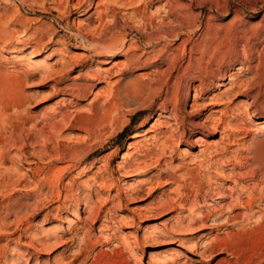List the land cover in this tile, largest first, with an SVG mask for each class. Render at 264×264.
<instances>
[{"label": "rangeland", "instance_id": "rangeland-1", "mask_svg": "<svg viewBox=\"0 0 264 264\" xmlns=\"http://www.w3.org/2000/svg\"><path fill=\"white\" fill-rule=\"evenodd\" d=\"M103 1L0 0V264H264V0ZM200 79L236 85L234 138L199 128L219 107L190 108ZM176 92L185 138L131 166Z\"/></svg>", "mask_w": 264, "mask_h": 264}, {"label": "bare ground", "instance_id": "bare-ground-1", "mask_svg": "<svg viewBox=\"0 0 264 264\" xmlns=\"http://www.w3.org/2000/svg\"><path fill=\"white\" fill-rule=\"evenodd\" d=\"M110 0H104L103 2H108ZM113 1V0H112ZM116 1V0H115ZM130 0H124L122 1L123 3L122 4H126L127 2H129ZM145 1V0H144ZM154 1V0H153ZM173 2L174 0H166L165 1V4L162 6L163 10H164V13L165 14H168L170 11H172V8L173 7ZM102 3V2H101ZM99 3V4H101ZM130 3V2H129ZM131 4V3H130ZM128 5V6H131V5ZM133 4V3H132ZM98 5V4H97ZM101 6V5H99ZM98 6V7H99ZM179 8V7H177ZM171 14V13H170ZM143 17H144V13L142 14ZM169 15V14H168ZM141 17V16H140ZM142 17V18H143ZM145 18V17H144ZM149 18V17H148ZM152 19V18H150ZM146 20V19H145ZM149 20V19H148ZM153 20V19H152ZM151 20V22H152ZM102 21V20H101ZM150 22V21H149ZM152 24V23H151ZM171 25V24H181L183 29H187V25H183L182 22L180 21H175L173 23H168V25ZM150 25V24H149ZM151 26V25H150ZM175 31L174 30H170V34H174ZM164 35L165 37H167V33L166 31L164 32ZM171 35V36H172ZM176 35H177V32H176ZM163 36V35H162ZM169 37V36H168ZM117 43V42H116ZM123 43V42H122ZM118 44V43H117ZM121 44V42H120ZM122 45V44H121ZM120 45V47H121ZM116 46V45H115ZM123 46V45H122ZM102 46H100L101 48ZM107 47V46H106ZM111 46H109L110 48ZM105 48V46H104ZM104 48L102 47L101 51L104 50ZM113 48V46H112ZM107 49V48H106ZM106 51H109L106 50ZM112 51V49H111ZM8 52V51H7ZM13 54V53H12ZM50 54V53H49ZM15 55V53H14ZM18 55V54H17ZM51 55V54H50ZM46 57V56H45ZM134 58H137L135 56H131L130 57H126L127 60H125L126 62H131L132 60H134ZM139 58V57H138ZM137 58V59H138ZM138 61V60H137ZM43 63V62H42ZM45 63V62H44ZM43 63V64H44ZM64 63V62H63ZM41 64V63H40ZM40 64H38L40 66ZM125 64V62L123 61H118V62H115L114 63V68H121L123 65ZM46 66V64H45ZM113 68V67H111ZM45 69V68H44ZM120 70V69H119ZM206 75V74H205ZM207 76V75H206ZM96 78V77H95ZM97 79V78H96ZM99 79V78H98ZM106 85V88H104V90L101 92V91H98L96 94H95V98H97L101 93H109V82L105 84ZM238 86V85H237ZM209 87V84H207V82L203 79H200L199 80V84L196 86L194 85L192 88H194V93H193V96H192V103L190 104V108L193 109V108H197V104L199 101H202L206 102V105H203L205 107H209V106H219L218 109H215V110H212L211 111V114L208 115L202 123L199 124V128L203 129V130H209V131H212L214 133H219L221 134V139L223 140L224 138L228 137L229 138H234L235 137V134L234 132L237 131L239 128H238V125H240V123L243 125V119L241 116H245L247 119H248V111L246 108L244 107H239L237 105L234 104V100L237 98L238 96V91H234V88L236 87V85H231V87H229V92L228 93H219V94H212V96L210 98L206 97V99H203V95L205 94L204 93V90H206L207 88ZM179 92H176L174 98L176 101L175 102V105L174 107L172 108L173 110V118H172V121H166L164 123H161L159 120H156L154 121L156 125L160 126L159 128H156L155 129H158V131L155 133L154 131V126L152 127L153 131H151L152 133L154 132V135L152 134L151 136H148L147 134H151L150 131L148 132H144V131H136L135 133H133V137H132V141H130L129 143V148L130 150H132V153L130 154V156L132 157L131 158V166H134V167H139L141 164H146L147 165V161H151L152 158H158L157 159V162H160V158L163 157L164 155H167V154H173L175 153V149L176 147L175 146H179L181 144V140L183 138H185V129L183 128V124H184V120H182L180 118V115L178 113H180V109H179ZM102 95V94H101ZM105 95V94H103ZM107 95V94H106ZM205 96V95H204ZM172 101H170V99L168 98H165V103H163L161 106L164 108H166L167 105H172L171 104ZM173 103V102H172ZM202 107V106H201ZM221 107V109H220ZM168 109V108H167ZM235 109V110H234ZM228 112H230L232 115V118L228 121H224L222 119V116L224 114H228ZM65 115V114H64ZM172 117V116H171ZM225 117V116H224ZM253 120V119H252ZM247 121V120H246ZM235 122V123H233ZM252 122V121H251ZM154 124V125H155ZM244 126V125H243ZM249 126V125H248ZM247 128V127H246ZM151 129V130H152ZM260 129V128H259ZM262 131H264V125L261 127ZM187 131V130H186ZM227 132L229 134H227ZM245 132V131H244ZM187 133V132H186ZM202 136L204 135L203 132H201ZM200 135V134H199ZM196 136L194 137V139L192 140V142L190 143V147H195V148H199V154L200 155H206L205 154V147L207 148V146H204V142H203V139L202 137L200 136ZM187 137V136H186ZM225 140V139H224ZM188 142V141H187ZM153 148H156L158 150V153H154L152 151ZM202 156V157H203ZM150 164V163H149ZM133 167V168H134ZM142 167H144L142 165ZM140 169V168H139ZM255 190V189H254ZM244 193V192H243ZM242 193V194H243ZM257 196H255V192L254 191H251V193H249L248 197L246 200H242L240 195L238 194L237 196V202L238 205H241V207L243 208V210L245 212H248L249 214H251L255 208V204L257 202V199H256ZM262 201L264 202L263 198H261ZM260 200V199H259ZM237 204V203H236ZM84 207L87 209V211L90 212V208H89V205H84ZM241 208V209H242ZM86 211V212H87ZM252 211V212H251ZM85 212V213H86ZM87 212V213H89ZM99 210L96 212L94 218H93V221L95 222L98 218V215H99ZM256 212V211H255ZM86 213V214H87ZM254 213V212H253ZM244 214V213H243ZM246 214V213H245ZM235 216V215H234ZM233 216V218H234ZM251 216V215H250ZM260 216V215H259ZM245 216L244 215H241L240 213L237 214L234 218V221L235 220H241L243 219ZM249 218V217H248ZM248 218H246V220H248ZM261 218V216H260ZM263 218V217H262ZM84 222V221H83ZM238 222V221H237ZM235 223V222H234ZM191 225V224H190ZM193 225V224H192ZM195 225V224H194ZM56 226V225H55ZM189 226V225H188ZM68 227L69 228H72V224H68ZM190 227V226H189ZM56 228V227H55ZM59 228V227H58ZM54 229V228H53ZM186 229V227H185ZM190 229H192L190 227ZM55 232V231H54ZM61 232V228L60 230H57L55 233L58 235L60 234ZM53 233V232H52ZM62 233V232H61ZM62 238L63 237H59V239L62 241ZM50 239H47L46 243L49 242ZM30 243V242H29ZM195 244V243H193ZM29 246V245H28ZM33 245H31L32 247ZM197 245H193L192 246V252H198L197 250ZM203 254H206L208 253V250H204L202 252ZM203 256V255H201ZM65 257V256H64ZM63 257L59 259V263L58 264H62L63 262ZM12 264V263H11ZM151 264H170L168 261H162V262H158V261H151ZM172 264V263H171Z\"/></svg>", "mask_w": 264, "mask_h": 264}]
</instances>
